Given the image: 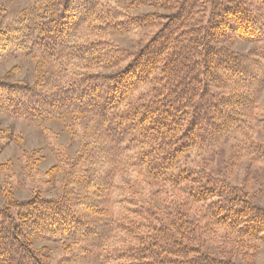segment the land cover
<instances>
[{"label": "trees", "instance_id": "trees-1", "mask_svg": "<svg viewBox=\"0 0 264 264\" xmlns=\"http://www.w3.org/2000/svg\"><path fill=\"white\" fill-rule=\"evenodd\" d=\"M129 5L150 10L121 18L109 0H31L17 27L0 29V53L36 62L33 83L0 78V112L84 125L76 154L45 172L49 182L64 174L59 195L5 191L0 264H238L213 253L209 236L224 229L239 249L264 236V206L189 166L231 133L252 139L264 49L224 43L264 40V11L255 0ZM141 27L156 30L136 51L104 39ZM251 159L264 165L263 142ZM37 240L70 254L51 263Z\"/></svg>", "mask_w": 264, "mask_h": 264}, {"label": "rangeland", "instance_id": "rangeland-1", "mask_svg": "<svg viewBox=\"0 0 264 264\" xmlns=\"http://www.w3.org/2000/svg\"><path fill=\"white\" fill-rule=\"evenodd\" d=\"M129 4L130 0H120L119 3L109 0L110 8L115 9L121 18L150 10L131 8ZM30 5L31 0H0V29L10 30L17 27L20 13ZM255 5L264 11V0H255ZM155 30L154 27H141L125 36H105L104 39L130 51H136ZM224 45L235 51L246 52L251 49H264V40L250 42L235 39L225 42ZM4 77L10 81L33 83L36 77V62L32 55L15 48L0 53V78ZM254 93L256 104L249 111V121L251 126H254L252 139L245 140V136L239 132L231 133L215 152L205 156L194 154L193 163L189 161V166L195 167L196 163L201 166L197 170L200 176L206 179L211 177L236 187L237 190H242L253 204L264 206V165L251 159L254 147L264 143V84ZM83 126H73L69 121L58 119L36 124L11 118L0 112V207L7 202L6 190L11 191L13 196L21 201L36 193L49 197L59 195L64 174L58 176L56 181L49 182L45 172L59 159L66 160L76 154L83 141ZM126 180V175L122 176L118 183L123 185ZM121 194V189L115 191L116 201ZM223 230L218 229L217 233L207 239V246L213 253L230 257L238 264H264V236L251 241L247 248L239 249L233 246L232 237H227V232ZM35 244L44 249L45 257L51 263H58L70 254L62 242L37 240ZM121 245L114 243L109 249Z\"/></svg>", "mask_w": 264, "mask_h": 264}]
</instances>
